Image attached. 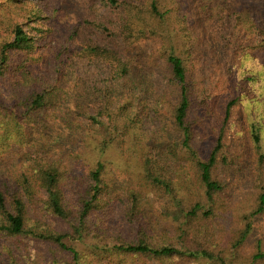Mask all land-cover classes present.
I'll list each match as a JSON object with an SVG mask.
<instances>
[{
  "label": "trees",
  "instance_id": "trees-1",
  "mask_svg": "<svg viewBox=\"0 0 264 264\" xmlns=\"http://www.w3.org/2000/svg\"><path fill=\"white\" fill-rule=\"evenodd\" d=\"M107 1L112 7L118 6L116 0ZM133 10L130 2L116 10L123 23L115 29L114 23L95 24L100 35L97 41L83 34L84 27L80 26L79 32L67 24L66 37L57 39L59 53L53 58V68L42 74L41 64L47 57H38L39 47L30 31L44 36L51 29L34 25L25 30L24 24L44 20L34 0L0 1V22L4 23L0 25L6 26L7 32L0 41V264H119L125 262L123 256L157 261L171 256L216 258L204 246L176 245V239L165 230L175 229L180 239L178 232L186 233L182 224L194 231V221L210 219L215 196L223 188L212 178L220 141L208 161H197L204 193L200 201L190 202L188 207L161 167L157 150L143 153L127 141L134 138L131 130L139 122L132 118L131 107L142 98L141 62L151 66L155 59L150 53L137 66L130 57L132 49L150 40L130 20L136 16L130 15ZM149 14L155 18L164 15L154 0ZM167 53L169 77L180 92V101L174 105V123L183 132V146L191 152L186 68L173 51ZM77 56L83 63L108 71L103 90L95 92L90 79L75 72ZM119 85L129 89L123 93L129 106L117 110L115 88ZM251 131L258 142L260 135L253 122ZM95 132L100 133L96 144L92 140ZM97 151L103 155L96 156ZM135 152L145 181L166 190L169 201L180 207L183 223L170 220L168 225L156 223L155 230L150 229L145 216L147 196L127 180L116 184L110 177L111 168L103 157ZM263 211L264 193L255 211L245 217V227L233 247L251 235L252 221ZM262 259L264 252L259 247L253 260Z\"/></svg>",
  "mask_w": 264,
  "mask_h": 264
},
{
  "label": "rangeland",
  "instance_id": "rangeland-1",
  "mask_svg": "<svg viewBox=\"0 0 264 264\" xmlns=\"http://www.w3.org/2000/svg\"><path fill=\"white\" fill-rule=\"evenodd\" d=\"M116 1L118 6L112 7L107 0H34L44 20L24 24L25 30L29 31L34 25L51 29L44 36L30 31L39 47L38 57L40 54L47 57L41 64V73L48 74L53 68V58L59 53L57 39L66 37L67 24L79 32L80 26L84 27L83 34L97 41L100 35L94 25L114 23V29L120 26L123 20L116 10H122L125 3L130 2L135 7L130 15H136L130 20L145 34L146 40L150 39L132 49L130 57L137 66L150 53L155 59L154 63L150 61L151 66L144 64V60L140 65L142 98L131 107L132 118L139 122L136 121L131 130L134 138L127 139L129 145L136 144L143 153L157 150L161 167L188 207V203L200 201L204 193L198 179L197 161H208L220 141L212 178L223 187L215 196L210 219L194 221L191 225L194 231L186 230L182 224L186 233L178 232V236L182 235L179 239L175 229L165 230L176 239V245L204 246L215 259L171 256L157 261L123 256L125 262L119 264H264V259L253 260L259 247L264 252V211L252 218L253 230L245 242L233 247L245 227V217L255 211L264 193V0H154L163 18L150 16L153 0ZM5 27L0 25V41L7 35ZM172 51L186 68L191 152L183 146V132L175 126L173 118L180 92L170 80L165 61L167 52ZM74 64L75 72L89 78L95 92L107 86V70L83 63L79 56ZM115 90L118 92L117 110L119 106L128 107L129 100L123 93L129 89L119 85ZM7 95L12 96L10 92ZM252 122L260 135L258 142L252 137ZM99 136L100 133H94L93 143L100 140ZM95 155L103 154L97 151ZM103 159L111 168L110 177L116 184L127 180L125 182L133 184V189L147 196L148 214L145 216L150 229L155 230L156 223L168 225L170 220L183 223L180 207L169 201L166 190L145 181L137 152L128 156L109 153ZM36 252L40 253L38 248Z\"/></svg>",
  "mask_w": 264,
  "mask_h": 264
}]
</instances>
